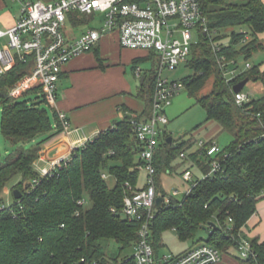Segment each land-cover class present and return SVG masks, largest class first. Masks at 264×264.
<instances>
[{
  "label": "trees",
  "instance_id": "16d2710c",
  "mask_svg": "<svg viewBox=\"0 0 264 264\" xmlns=\"http://www.w3.org/2000/svg\"><path fill=\"white\" fill-rule=\"evenodd\" d=\"M201 3L210 31L201 32L199 41L193 45L188 64L194 73L182 80L196 103L206 110L207 120L218 122L223 131L232 135V140L216 156L221 172L212 178L198 179L183 200L171 196L170 205L157 209L152 234L156 254L164 245V231L175 229L180 239L194 240L205 227L209 228L207 242L223 254L238 250L240 231L256 212L264 194V94L239 104L234 92V86L247 77L264 84V71L253 65L227 81L221 67L223 57L247 60L264 49L260 41L264 32V1L201 0ZM90 17L94 18V14L72 11L68 20L73 25H83ZM229 29L231 32H226ZM247 34L250 39L245 42ZM228 36L229 42H223ZM215 45H220L221 49L216 50ZM155 55L156 52L149 51L134 58V69ZM33 65L32 56L27 62L18 58L14 66L0 75L2 133L17 147L0 164V192L14 176L22 178L13 187L22 192V197L15 198L10 208L0 211V264H76L82 263V258L97 264H121L115 254L106 252L105 244L114 241L123 250L139 238L141 222L128 221L112 210L123 209L124 198L130 192L127 183L137 188L141 173L137 166L142 162L143 147L132 131V114L127 113L122 120L101 131L86 147L75 151L53 176L41 178L40 184L33 188L30 182L40 177L34 164L46 138L31 148L23 144L51 132L54 122L57 131L63 130L57 111H53L52 119L39 102L25 98L30 93H42L40 88L20 98L9 94L10 89L31 72ZM145 76L137 97L146 106L143 116H149L156 69ZM211 77L214 79L212 90L199 96ZM42 98L47 102L43 94ZM169 137L172 136L161 134L155 155L156 184L163 195L167 193L161 174L171 171L173 160L194 146L192 136L179 140L172 137L171 142ZM206 159L196 151L185 161L190 163V168L196 166L208 173L211 166ZM106 171L116 179L112 187L102 176ZM83 199L90 201V206H80L79 201ZM250 241L252 254L248 258L240 257L242 264H264V240Z\"/></svg>",
  "mask_w": 264,
  "mask_h": 264
},
{
  "label": "built area",
  "instance_id": "2783aa9c",
  "mask_svg": "<svg viewBox=\"0 0 264 264\" xmlns=\"http://www.w3.org/2000/svg\"><path fill=\"white\" fill-rule=\"evenodd\" d=\"M18 1L21 3L20 17L12 26L0 27V75L14 66L18 58L27 62L32 56L34 65L31 72L10 89L9 94L14 98H20L28 91L40 88L47 103L54 107L58 83L65 65L93 50L102 37L113 32L118 33L123 48L142 49L160 54L151 114L130 116L132 131L143 147L142 162L137 167L147 173L146 181L143 186L137 188L127 183L130 192L124 198L123 209L120 211L112 209L128 221L141 222L139 238L133 244L135 252L132 256L126 257L121 264H215L221 261L223 253L208 242H199L177 255L156 254L152 242L154 219L158 209L156 199L163 196L164 207L170 205L172 196L163 195L158 191L155 178L157 172L155 155L159 137L162 134V126L169 122L165 108L171 103L172 98L186 87L183 80L164 78L163 72L165 69H176L182 62L188 63L192 47L199 41L200 33H209L208 18L203 11L201 0ZM72 11L94 14V17L104 16V23L100 28L91 27L80 36L72 38L65 31L69 13ZM241 31L246 33L245 30ZM194 34L197 36L195 40ZM249 39L250 36L247 34L244 41ZM215 49L220 50L221 46L215 45ZM241 59L243 58L234 60L222 58L221 67L227 81L252 68L253 65L249 62L241 68ZM135 72L139 79L146 74L140 66ZM235 97L239 104L251 100L249 94L243 90L235 92ZM59 116L63 131L71 133V124L66 115L60 112ZM93 139L94 137H85L76 141L68 153L59 154L47 166L39 168L40 177L30 182L31 187L40 184L41 178L53 176L64 162L72 158L75 151L86 147ZM196 151L207 158L206 162L211 167L208 173H203L198 168L199 175L193 173L190 167L184 170L183 179L190 186L185 196L197 185L198 179L212 178L221 172V163L216 156L222 149L215 139L199 141L193 152ZM189 154L183 151L180 157L186 160L189 159ZM227 155L226 153L225 156ZM102 176L108 179L110 174L104 172ZM178 193L176 189L173 197ZM87 204L88 201L85 199L79 201L80 206ZM10 206L0 204V211ZM238 252L241 258H248L252 254L251 241L244 237L241 231ZM81 262L76 264H97L96 261L87 262L84 258Z\"/></svg>",
  "mask_w": 264,
  "mask_h": 264
},
{
  "label": "crops",
  "instance_id": "0c3cea01",
  "mask_svg": "<svg viewBox=\"0 0 264 264\" xmlns=\"http://www.w3.org/2000/svg\"><path fill=\"white\" fill-rule=\"evenodd\" d=\"M20 14V1L0 0V27L12 26ZM89 28L91 27L78 33L73 29L69 35L72 38L78 37ZM260 41L264 45V32L260 35ZM148 53L149 51L142 49L123 48L118 33L113 32L102 37L93 50L65 65L58 83L57 101L51 107L58 114L63 112L66 115L72 131L69 134L63 130L57 131V123L54 122L55 128L45 135L46 139L41 143L39 158L34 164L37 171L59 154L68 153L76 141L97 136L122 120L127 113L143 115L146 106L137 97L140 79L136 75L133 59ZM252 59L256 60L253 65H258L264 71V49L257 51ZM129 67L133 68L132 73L129 72ZM253 84L252 93L262 96L264 84L261 81H254ZM241 233L248 239L264 240V194L257 204L256 212ZM199 242L192 239L190 246L173 254H181ZM215 264H242V261L238 250L232 249L224 253L221 261Z\"/></svg>",
  "mask_w": 264,
  "mask_h": 264
},
{
  "label": "rangeland",
  "instance_id": "374dc122",
  "mask_svg": "<svg viewBox=\"0 0 264 264\" xmlns=\"http://www.w3.org/2000/svg\"><path fill=\"white\" fill-rule=\"evenodd\" d=\"M228 3H245L247 0H227ZM87 24L83 25H73L69 20L66 22L65 31L68 35L73 29L75 33H78L80 30L88 27L100 28L104 23V16L97 17V15L92 18ZM232 29L227 30L226 32L230 33ZM238 30V28H234ZM71 37V36H70ZM197 36H193L195 40ZM230 40V36L226 37L223 42L227 43ZM159 53L157 52L154 58H149L145 61L139 63L143 73H150L152 69L158 68L159 65ZM241 59L240 66L244 68L246 62L250 64L255 63V59L249 58L247 60ZM129 72H133V68L129 67ZM194 73L193 68L187 63H180L176 69L169 70L165 69L163 72L164 78H169L170 80H182ZM213 77L209 78L205 87L198 95H204L210 93L213 87ZM254 81H251L246 84L243 88V92L249 94L251 99L257 98L259 95L253 94ZM26 99H31L35 102H39L40 105L46 108L53 119V109L52 107L43 100L42 93H30L25 96ZM166 115L169 119V122L166 125L162 126V134L167 133L171 135L175 140H179L182 137L189 139L191 136L194 139V146L187 150V153H191L198 147V143L201 140H211L215 139L216 143L221 149L227 147L231 140L232 135L223 131L215 120H207L206 110L198 103L194 96L190 94V91L187 87H184L177 93L171 100V103L165 108ZM2 115H3V104L0 101V164L6 160V158L14 152L17 148L16 146L10 144L3 136L2 133ZM45 135H39L34 140L26 142L23 144L25 148H31L36 143H39L45 139ZM187 161V160H186ZM180 156L176 157L172 162V170L170 172H163L161 174V181L163 189L168 195L173 196V192L177 189L178 194L174 195L176 199L183 200L188 190L189 183L183 179V172L190 166L189 162H186ZM193 173L199 175V170L196 166L191 167ZM109 173L108 171H106ZM22 180L20 175L14 176L7 184L6 188L0 192V204L4 205H13L15 203V197L13 194V187L16 186ZM109 185L112 187L116 184V179L110 175L107 179ZM146 181V172L141 171L139 176L138 187L143 186ZM90 201L88 206H90ZM163 243L164 245L159 249V254H170V253H179L182 249L190 246L192 244V239L182 240L180 239L178 233L175 229H168L163 232ZM209 238V228L205 227L199 230L195 240H200V242H207ZM106 252L110 254H115L119 262H122L126 257L132 256L135 252L134 246L127 247L123 250L120 249L114 241H110L105 244Z\"/></svg>",
  "mask_w": 264,
  "mask_h": 264
},
{
  "label": "water",
  "instance_id": "95a60500",
  "mask_svg": "<svg viewBox=\"0 0 264 264\" xmlns=\"http://www.w3.org/2000/svg\"><path fill=\"white\" fill-rule=\"evenodd\" d=\"M145 78H146V76L143 75V76L141 77V79H140V80H141L140 82L143 83L144 80H145ZM249 81H250V79H249V77H247V78L241 80L240 82H238V83L234 86V92L237 93V92L242 91L243 88L246 86V84H247ZM168 141L171 142V141H172V137H169ZM13 194H14V197H15L16 199H20V198L22 197V192H21L18 188H16V189L13 190ZM163 202H164V197H163V196H159V197H157V199H156V205H157L158 209H161V208L163 207Z\"/></svg>",
  "mask_w": 264,
  "mask_h": 264
}]
</instances>
